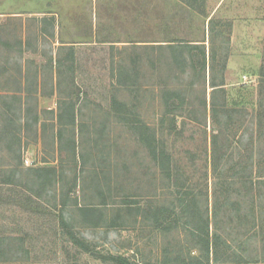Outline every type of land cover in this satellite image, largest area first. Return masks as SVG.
<instances>
[{
  "label": "rangeland",
  "instance_id": "374dc122",
  "mask_svg": "<svg viewBox=\"0 0 264 264\" xmlns=\"http://www.w3.org/2000/svg\"><path fill=\"white\" fill-rule=\"evenodd\" d=\"M62 216L132 264L206 263L208 239L264 264V0H0V264H112Z\"/></svg>",
  "mask_w": 264,
  "mask_h": 264
},
{
  "label": "trees",
  "instance_id": "16d2710c",
  "mask_svg": "<svg viewBox=\"0 0 264 264\" xmlns=\"http://www.w3.org/2000/svg\"><path fill=\"white\" fill-rule=\"evenodd\" d=\"M205 58V56H204ZM205 60V59H204ZM70 121L74 123V120L72 117H70ZM146 128V127H145ZM61 133L60 136L61 137ZM144 141L148 144L150 148V154L152 155L153 159L160 165V167L163 169L165 173H167L169 176L171 175V156L163 149H159L158 146H156V138L155 136L145 133L143 137ZM38 172H40V176L38 178L42 179V173L46 171V169H38ZM9 182H5V184H11V179L8 180ZM124 206L131 209L134 207L133 203H130L128 199H126L123 203ZM139 210V209H138ZM150 212L153 211L156 217L157 223L161 221V211L165 213L164 209H150ZM80 212L82 215L86 218L87 222L91 227H100L99 225L104 221L103 215L99 213V210L93 207H82L80 208ZM67 219L62 216L60 223L62 228L64 229V233L69 236V240L71 243H73L80 251L86 254H90L91 256L98 258L102 260L104 263H112V264H132L130 260L127 257L124 256H117V255H111V254H103L97 248H95L90 242L85 240L84 238L80 237L77 233H75L73 230H71V227L68 226L69 224L66 221ZM161 225V224H160ZM205 232L206 236L209 237V225L205 224ZM207 243V261L206 263H203V261L198 262L197 264H210V250H211V242L210 240H205ZM68 264V263H64ZM220 264V263H219ZM234 264H245L244 262H235Z\"/></svg>",
  "mask_w": 264,
  "mask_h": 264
}]
</instances>
